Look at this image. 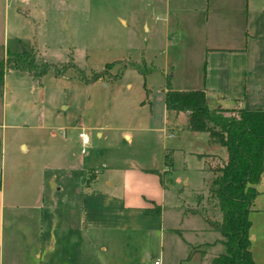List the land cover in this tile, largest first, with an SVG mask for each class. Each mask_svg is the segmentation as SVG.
Segmentation results:
<instances>
[{"label":"rangeland","instance_id":"obj_1","mask_svg":"<svg viewBox=\"0 0 264 264\" xmlns=\"http://www.w3.org/2000/svg\"><path fill=\"white\" fill-rule=\"evenodd\" d=\"M179 2V9L172 7L171 0L10 2L3 52L25 51L37 62L67 68L60 75L47 71L38 82L21 71L3 73L0 187L4 199L32 204L47 195L49 176L57 177L64 169V179L59 176L54 181L61 187L71 185L82 175L76 168L83 167L88 157L107 155L150 169L166 168L161 173L164 187L176 196L168 198L165 193V204L188 198L192 204L184 207L201 210L204 205L199 214L217 219L207 188L199 192L205 176L195 155L213 154L225 160V150L208 143L205 134L188 131L183 113L164 115L162 92L203 89L208 107L237 108L233 105L238 100V108L264 109V0ZM226 59L233 61L231 72L222 71L217 79L210 65ZM240 59L249 70L248 94L241 91ZM208 65L211 71L206 74ZM94 74L98 76L92 80ZM80 128L88 135L83 151L75 139ZM77 154L80 158H75ZM94 168L99 169L100 163ZM259 178L262 183L254 185L257 194L246 214L248 251L254 264H264V171ZM164 217L167 227L174 219L166 213ZM187 219L173 224L190 242L186 233L197 226L193 220H200ZM165 231L162 260L172 264L177 247H185L174 232ZM211 234L213 240H221L218 233ZM217 244L200 264L222 253ZM148 249L150 262L155 244L149 243Z\"/></svg>","mask_w":264,"mask_h":264},{"label":"crops","instance_id":"obj_2","mask_svg":"<svg viewBox=\"0 0 264 264\" xmlns=\"http://www.w3.org/2000/svg\"><path fill=\"white\" fill-rule=\"evenodd\" d=\"M13 1L15 0H3L0 4L1 47L7 33L9 4ZM171 4L174 9L181 6L179 0H171ZM240 62L238 72L240 70V77L244 81L241 91L248 94L250 88L246 80L249 70L245 60L240 59ZM233 65L231 59H226L215 61L210 66L214 67L215 77L218 79V75H223L222 71L230 74ZM210 66L205 68L206 74L210 73ZM203 69L204 67L202 73ZM201 90L205 98L206 93ZM235 102L237 103L233 106L239 107L240 102ZM216 107L230 109L220 104ZM163 112L164 115L168 113L164 109ZM123 137L127 139L128 135L123 134ZM19 147L26 151L25 147ZM195 156L205 176L199 190L202 193L207 187L208 169L217 161V156L205 153ZM78 157L79 154L75 155V158ZM115 160L118 162H113ZM97 162L100 163L99 169L94 168ZM67 169L70 171L72 168ZM76 170L82 172L81 177L63 187L54 179L59 176L64 179V169L60 170L57 177L49 176L47 195L32 204L24 205L4 199L0 187V264H147L149 243L156 246V254L150 260L159 259L160 264H163L161 249L165 230H171L180 237L185 247H177L172 264H200L206 251L213 248L216 241L219 244V240L212 238L211 233L216 232L208 228L196 210L197 206L184 207V204H192L188 198H176V202L165 204V193L168 198L176 196L164 187L161 173H165L166 168L150 169L133 161L124 162L118 157L92 154L83 163V167H77ZM68 179L69 176L66 180ZM182 183L187 184V180L183 179ZM153 206L159 209L157 216L143 214L144 209ZM203 208L204 205L200 212L204 211ZM22 209L29 210V213ZM189 209L195 212L192 213ZM165 213L174 219L167 227L164 225ZM190 216H198L205 227L200 221L193 220V223L197 222V226L188 229L186 234L190 242H186L181 237V229L174 228L173 223L176 222L177 226L182 218L188 220Z\"/></svg>","mask_w":264,"mask_h":264},{"label":"trees","instance_id":"obj_3","mask_svg":"<svg viewBox=\"0 0 264 264\" xmlns=\"http://www.w3.org/2000/svg\"><path fill=\"white\" fill-rule=\"evenodd\" d=\"M66 68L65 64L37 62L25 51L7 54L0 46V103L4 71H21L38 81L47 71L60 75ZM97 76L94 74L92 80ZM161 101L165 112L185 113L188 131L205 134L208 143L222 147L226 153L225 160L217 157L216 165L208 169L207 181L209 175L211 178L206 188L217 219L200 214L208 228L221 237L222 253L213 256L208 264H254L248 251L246 214L257 194L254 185L262 172L264 109L209 108L201 89L164 90ZM158 212L157 206L143 210L147 216H157Z\"/></svg>","mask_w":264,"mask_h":264},{"label":"built area","instance_id":"obj_4","mask_svg":"<svg viewBox=\"0 0 264 264\" xmlns=\"http://www.w3.org/2000/svg\"><path fill=\"white\" fill-rule=\"evenodd\" d=\"M168 136H170V134ZM75 137H76V141H77L79 149L83 151L88 145V135L86 133V130L84 128H80L76 132ZM147 264H160V262H159V259H154V260H151Z\"/></svg>","mask_w":264,"mask_h":264}]
</instances>
